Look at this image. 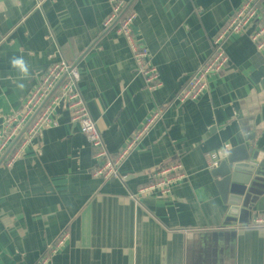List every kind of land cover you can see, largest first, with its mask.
<instances>
[{
  "label": "crops",
  "instance_id": "obj_1",
  "mask_svg": "<svg viewBox=\"0 0 264 264\" xmlns=\"http://www.w3.org/2000/svg\"><path fill=\"white\" fill-rule=\"evenodd\" d=\"M244 1L130 0L135 38L160 73L162 85L150 90L126 38L104 27L111 0H0V134L2 120L61 61L80 70L78 87L113 156L156 108L166 109L121 179L105 182L93 174L96 149L59 104V125L27 144L12 167L0 165V264H41L65 233L50 264H264V222H255L264 220V166L246 162L259 169L235 217L210 158L246 144L264 164V54L251 40L254 26L264 24V0L255 24L225 40V70L209 76L197 100L173 103ZM14 58L24 60L27 76ZM176 161L188 177L169 195L136 194ZM248 169L232 189L250 179ZM190 232L207 235L192 248Z\"/></svg>",
  "mask_w": 264,
  "mask_h": 264
},
{
  "label": "built area",
  "instance_id": "obj_2",
  "mask_svg": "<svg viewBox=\"0 0 264 264\" xmlns=\"http://www.w3.org/2000/svg\"><path fill=\"white\" fill-rule=\"evenodd\" d=\"M112 12L104 22V27L113 26L116 33L126 38L136 63V71L144 78L148 89L154 90L162 85L158 69L150 64L151 53L145 46H141L134 35L133 28L137 12L129 10L130 0H111ZM260 15V5L257 0H245L220 29L213 39L212 50L208 60L199 66L189 78L187 86L182 88L173 103L186 104L197 100L207 89L208 79L212 73H220L229 64V56L225 50V40L232 34H241ZM251 40L260 53L264 54V24L255 25L251 33ZM80 70L66 61L52 64L43 74L36 88L25 99L22 109L7 115L2 120L0 134V165L5 163L12 167L21 159L27 144L31 143L46 129L59 125L55 116L59 104H64L71 113V122L79 126L80 132L89 144L96 149L93 158L95 177L105 182L121 179V168L130 156L145 140L150 131L165 117V108H156L133 138L115 156L105 147L97 121L93 118L89 107L82 97L78 87ZM229 146L213 150L210 154L211 167L227 158ZM258 165L262 158L255 160ZM188 174L181 161L173 162L158 170L148 185L136 191L142 196L147 190L156 191L165 196L169 195L174 186L185 180ZM136 194L131 193L132 196ZM264 222V220H255ZM67 234L60 236L56 243L49 248L48 254L41 259V264H50V258L66 241Z\"/></svg>",
  "mask_w": 264,
  "mask_h": 264
},
{
  "label": "water",
  "instance_id": "obj_3",
  "mask_svg": "<svg viewBox=\"0 0 264 264\" xmlns=\"http://www.w3.org/2000/svg\"><path fill=\"white\" fill-rule=\"evenodd\" d=\"M257 156L258 152H254L252 146L241 144L231 148L227 158L220 160L218 164L212 167V176L217 179L216 184L220 190L223 201L226 204H230L229 211L232 216L236 217L239 214L241 204L246 207V198L244 197L250 191L249 185L253 179L252 175L259 169L260 165L264 166V164H261L262 162L260 165L258 164L259 167L246 163L250 162L251 159L255 160ZM244 167L251 170V172H248L251 176L250 179L244 184L238 182V179H235L236 182L240 183L241 188L234 187V189H232V180L235 177H240L239 174L245 172L243 170ZM201 235L205 236L207 234H200L199 232H190L188 234V243L192 245V248L195 246V241L200 240Z\"/></svg>",
  "mask_w": 264,
  "mask_h": 264
},
{
  "label": "clouds",
  "instance_id": "obj_4",
  "mask_svg": "<svg viewBox=\"0 0 264 264\" xmlns=\"http://www.w3.org/2000/svg\"><path fill=\"white\" fill-rule=\"evenodd\" d=\"M12 65L14 67H18L20 69V71L27 76L28 75V68L27 65L25 64L24 60L22 58H14L12 60ZM19 88L23 89L24 85L23 84H19L18 85Z\"/></svg>",
  "mask_w": 264,
  "mask_h": 264
},
{
  "label": "trees",
  "instance_id": "obj_5",
  "mask_svg": "<svg viewBox=\"0 0 264 264\" xmlns=\"http://www.w3.org/2000/svg\"><path fill=\"white\" fill-rule=\"evenodd\" d=\"M257 2L260 4L261 0H257Z\"/></svg>",
  "mask_w": 264,
  "mask_h": 264
}]
</instances>
